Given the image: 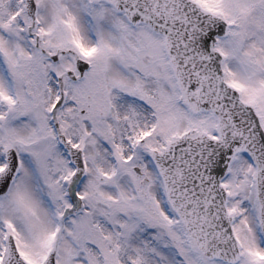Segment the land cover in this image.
<instances>
[{
    "label": "snow or ice",
    "instance_id": "obj_1",
    "mask_svg": "<svg viewBox=\"0 0 264 264\" xmlns=\"http://www.w3.org/2000/svg\"><path fill=\"white\" fill-rule=\"evenodd\" d=\"M0 264H264V0H0Z\"/></svg>",
    "mask_w": 264,
    "mask_h": 264
}]
</instances>
